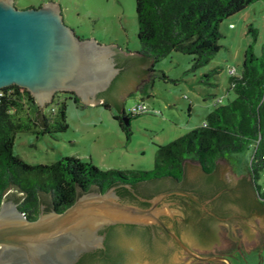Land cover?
Wrapping results in <instances>:
<instances>
[{
  "label": "water",
  "instance_id": "95a60500",
  "mask_svg": "<svg viewBox=\"0 0 264 264\" xmlns=\"http://www.w3.org/2000/svg\"><path fill=\"white\" fill-rule=\"evenodd\" d=\"M118 52L116 45L81 38L66 23L62 5L54 0L26 8L17 7L15 0H0V89L12 84L25 87L42 107L60 91L74 92L87 105L101 104L104 100L99 94L108 90L121 73L116 61ZM149 66L148 62H140L124 73L119 91L125 95L124 102L143 83L158 76L164 78L160 71L149 72ZM126 123L129 124V119ZM185 167L190 180L201 179L203 172L198 164L187 160ZM215 182L225 191L231 190L220 200L222 203L228 200V213L215 222L208 233V242L201 241L192 227L183 230L182 237L194 250L214 245L224 247L226 242L217 235L220 225L228 228L231 240L254 230L264 233V202L257 200L247 177L233 175L221 161ZM117 188L115 185L105 192H85L62 212L47 211L43 204L36 219L28 218L15 200H4L0 206V264H76L84 253L103 246L105 236L100 229L104 226L160 224L167 228L160 216L182 215L178 207L171 208L168 203L161 206L167 195L181 193L197 200L189 191L171 190L149 199V207H142L123 201ZM170 234L200 260L223 259L230 263L225 256L198 255L175 232ZM126 240L133 244L129 264L199 261L170 241L159 240L155 253L143 248L134 236L128 235Z\"/></svg>",
  "mask_w": 264,
  "mask_h": 264
},
{
  "label": "trees",
  "instance_id": "16d2710c",
  "mask_svg": "<svg viewBox=\"0 0 264 264\" xmlns=\"http://www.w3.org/2000/svg\"><path fill=\"white\" fill-rule=\"evenodd\" d=\"M257 1L136 0L141 44L138 59L150 63L148 71L155 72V64L176 51L192 56L191 71L205 67L223 47L220 43L224 37L222 23ZM248 32L256 41L259 30L250 24ZM222 70L217 66L203 76L209 81ZM121 75L111 89L119 86ZM162 75L167 77L164 72ZM229 88L234 92V98L226 104L216 103L203 125L158 146L154 169L128 172L113 168L103 170L93 162L75 156L63 157L52 164L28 163L14 153L17 134L57 135L65 132L70 127L68 101H74L79 107H87V104L74 92L60 91L42 107L25 87L12 84L0 89V206L13 189L19 208L28 218L36 219L43 204L47 211L62 212L81 194L92 190L105 192L115 185H118L117 192L122 200L132 203L133 190H139L145 182L182 179L189 159L198 161L204 172L211 174L225 155L247 149L252 150L249 172L256 181L264 174V44L261 55L255 53L254 44L248 46L242 71L230 74ZM100 105L108 109L113 107L108 99ZM118 108L121 114L116 118L128 132L123 121L134 114L128 115L122 106ZM262 195L264 197V192ZM137 204L147 205L145 202ZM122 229L128 227L122 226ZM76 264L121 263L98 260L92 253H86Z\"/></svg>",
  "mask_w": 264,
  "mask_h": 264
},
{
  "label": "rangeland",
  "instance_id": "374dc122",
  "mask_svg": "<svg viewBox=\"0 0 264 264\" xmlns=\"http://www.w3.org/2000/svg\"><path fill=\"white\" fill-rule=\"evenodd\" d=\"M50 0H15L17 7L39 5ZM62 5L67 24L81 38L116 45L119 51L139 55L141 44L136 0H54ZM233 24V26H231ZM253 24L259 34L255 41L248 27ZM224 37L222 49L213 61L196 71H191L192 56L172 52L155 64V70L167 77H154L132 92L123 107L129 118V131H125L116 118L121 114L115 106L101 105L79 107L68 101L70 127L57 135L34 132L17 134L14 153L33 165L52 164L67 156L91 161L100 169L151 170L155 167L159 145H166L205 123L216 103L226 104L235 96L229 88L230 69L240 73L245 50L254 44L255 53L261 55L264 44V0L251 4L243 12L227 18L221 25ZM223 70L208 81L203 75L213 68ZM60 97L59 99H62ZM143 102L146 111L131 113L136 103ZM130 133V137L128 135ZM252 150L227 154L224 161L233 175H245L256 198L264 202V174L254 181L249 172ZM191 163H200L189 159ZM186 169V167H185ZM217 235L226 245L220 248H195L200 255L224 254L229 264H264V233L261 230L231 240L228 228L220 225ZM227 264V261H219ZM196 264H209L197 261Z\"/></svg>",
  "mask_w": 264,
  "mask_h": 264
},
{
  "label": "flooded vegetation",
  "instance_id": "af4514ba",
  "mask_svg": "<svg viewBox=\"0 0 264 264\" xmlns=\"http://www.w3.org/2000/svg\"><path fill=\"white\" fill-rule=\"evenodd\" d=\"M116 61L117 65L121 68V73L118 76H120L121 74L124 75V73L132 67H137L140 62H146L139 60L138 56H133L122 51H119L117 53ZM118 76L117 78H119ZM117 78L114 80V82L117 80ZM119 80L121 81L117 88L111 89L114 84L113 82L108 90L99 94V98L103 99L104 101L108 99L113 104L121 108V106L124 104L125 95H122L119 92L121 87H123L122 77ZM201 170L203 172L201 174V179L199 178L192 181L187 177L185 171V175L182 179L168 178L160 181H149L141 184L140 189L137 190L138 192L136 190H133L134 197L131 202L136 204L139 202H145L147 203L145 207H149L151 205L149 199H152L153 197L166 191L185 190L189 191L195 196L197 200L181 193H172L165 197V199L161 203V206L165 203H168L171 208L178 207L182 211V215L180 216L174 213H172L170 216H160L161 220L165 223L167 228L163 227L160 224L106 225L100 229V234L105 236L103 246L86 253H92L98 260H107L111 261V263L119 261L121 264H129L131 248L133 245H131V243L126 240L129 235L130 237L134 236L143 248L148 249L152 252H158V241L165 240L168 242H172L176 247L185 251L190 257L200 260L186 251L182 247V245L170 234V231L175 232L193 252L197 253L196 250H194L182 237L183 230L192 227L196 232V236L201 241L208 242V233H210L212 227H215V222L219 221L220 219H224V215L228 213V209L226 206L228 200H225L224 203H222L220 200L224 194L230 192L231 190L225 191L221 188V185L219 183L215 182L217 170L211 174L205 173L202 167ZM209 177H211V180L208 179ZM210 186L212 189H209ZM13 192L16 191L13 189L9 191L7 199L15 200L16 196L13 195ZM17 193V196H19L20 193ZM122 226H127L128 229L124 230L122 229ZM86 253H84L81 258ZM209 256L226 255L216 252L213 255ZM219 261L225 260L214 259L208 260L206 262H208L209 264H221L219 263Z\"/></svg>",
  "mask_w": 264,
  "mask_h": 264
},
{
  "label": "built area",
  "instance_id": "2783aa9c",
  "mask_svg": "<svg viewBox=\"0 0 264 264\" xmlns=\"http://www.w3.org/2000/svg\"><path fill=\"white\" fill-rule=\"evenodd\" d=\"M231 26H233V24H232ZM235 71H236L235 68H231V69H230V74L235 73ZM146 110H147V109H146L144 103H143V102H138V103H136L135 106L132 108L131 113L139 114V113H143V112H145Z\"/></svg>",
  "mask_w": 264,
  "mask_h": 264
},
{
  "label": "crops",
  "instance_id": "0c3cea01",
  "mask_svg": "<svg viewBox=\"0 0 264 264\" xmlns=\"http://www.w3.org/2000/svg\"><path fill=\"white\" fill-rule=\"evenodd\" d=\"M232 25V24H231ZM96 105H100V104H96Z\"/></svg>",
  "mask_w": 264,
  "mask_h": 264
}]
</instances>
